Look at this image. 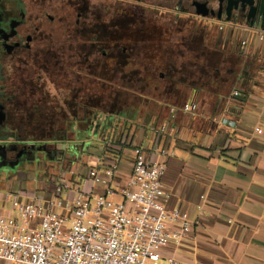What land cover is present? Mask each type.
Wrapping results in <instances>:
<instances>
[{"label": "crops", "instance_id": "obj_1", "mask_svg": "<svg viewBox=\"0 0 264 264\" xmlns=\"http://www.w3.org/2000/svg\"><path fill=\"white\" fill-rule=\"evenodd\" d=\"M260 32L264 29L217 27L211 45L218 51L214 67L194 72L198 82L192 89L181 91L175 85L174 91L182 92L179 97L168 91H128L127 107L101 121L104 131H114L113 136L122 141L112 180L114 200L122 199L120 189L132 169L134 145H140L148 155L155 143L170 150L164 157L162 177L169 193L165 204L186 211L197 221L178 245L162 249L181 264H264V36L261 38ZM234 90L237 95L232 94ZM187 100L195 103L194 110L181 108ZM172 104L177 109L174 116L169 111ZM162 123L166 130L158 133L156 127ZM88 125L75 122L78 130L70 139L45 140L46 146L89 135L100 138V131L88 133ZM255 127H261L262 132L257 133ZM50 158L42 163L50 166ZM32 160L1 168L0 176L14 169L23 172L21 167L33 164ZM49 181L38 184L33 194L50 196Z\"/></svg>", "mask_w": 264, "mask_h": 264}, {"label": "built area", "instance_id": "obj_2", "mask_svg": "<svg viewBox=\"0 0 264 264\" xmlns=\"http://www.w3.org/2000/svg\"><path fill=\"white\" fill-rule=\"evenodd\" d=\"M195 106L187 100L181 108L192 111ZM176 110L175 105L169 106L171 116ZM156 129L161 133L166 126L162 123ZM262 130L255 127L257 133ZM106 145L113 147L115 156L107 157ZM102 147L86 172L72 169L69 177L53 179L48 197L32 194L22 199L15 192L4 193L9 209L0 212V260L8 264H161L164 256V264H181L162 249L178 245L197 221L165 204L169 193L162 177L164 157L170 150L155 143L148 155L134 145L132 169L120 189L122 199L114 200L112 180L120 147L109 138ZM100 185L103 189L97 190Z\"/></svg>", "mask_w": 264, "mask_h": 264}, {"label": "flooded vegetation", "instance_id": "obj_3", "mask_svg": "<svg viewBox=\"0 0 264 264\" xmlns=\"http://www.w3.org/2000/svg\"><path fill=\"white\" fill-rule=\"evenodd\" d=\"M136 15L159 17L203 33L226 24L264 29V0H0V169L31 161L40 150L36 144L45 141L14 132L24 124L22 95L30 88L38 92L54 86V81L41 82L51 75L39 71L48 60L39 52L60 46V38L83 50L75 65L68 66L79 79L74 92L81 93L86 90L85 82H80L83 75L96 76L81 68L83 64L91 68L89 54L94 55L91 61L106 54L110 58L121 54L129 61L135 44V26L129 19ZM89 18L97 23L88 25Z\"/></svg>", "mask_w": 264, "mask_h": 264}, {"label": "trees", "instance_id": "obj_4", "mask_svg": "<svg viewBox=\"0 0 264 264\" xmlns=\"http://www.w3.org/2000/svg\"><path fill=\"white\" fill-rule=\"evenodd\" d=\"M129 22L135 26L132 33L135 40L132 55L140 50L146 55L138 56L140 60L133 62L130 71L124 70L127 62L120 54L116 57L119 73L115 79L85 74L80 82H85L86 90L75 93L79 79L76 80L74 74H71L73 72L65 67L62 76L68 78V81H62L61 84L58 82V86L54 81L52 91L42 88L37 92L30 88L22 95L24 102L20 113L24 124L14 128L15 134L40 140H68L72 133H77L78 128L74 125L79 121L89 123V134L101 133L98 139L89 135L90 138L92 136V142L88 144L85 143L84 138H88L86 136L84 140L73 139L74 142H61L58 145L55 143L54 148H48L47 141L37 143V149L51 153L50 160L54 163L51 166L59 171L58 174H51L50 181L63 178L67 170L80 172L91 166L93 159L101 154L105 139L109 138L112 143L121 145V139L113 136L114 131H104L101 121L104 116H112L127 107L128 91L151 94H164L168 91L179 97L182 92L174 91L175 85L179 83L192 89L198 82L197 78H193L194 72L205 71L208 66L214 67L213 60L218 51L209 45L203 32L180 28L155 16L136 15L130 17ZM86 23L93 25L97 21L89 18ZM146 51H150L149 54ZM74 80L78 85H74ZM106 88L110 90L107 95L104 93ZM106 148L107 157L115 156L112 146L106 145ZM76 165L80 169L72 167Z\"/></svg>", "mask_w": 264, "mask_h": 264}, {"label": "rangeland", "instance_id": "obj_5", "mask_svg": "<svg viewBox=\"0 0 264 264\" xmlns=\"http://www.w3.org/2000/svg\"><path fill=\"white\" fill-rule=\"evenodd\" d=\"M74 16H71L72 21L74 20ZM109 17L105 18L106 20H108ZM216 31H217V27L213 26V28H208L205 32H204V36L206 41H208L209 45H214L215 39L217 38L216 36ZM133 36V35H132ZM134 37V36H133ZM60 46H56L53 48H44L42 52H39V55L42 57H47L48 60H46L45 62L41 63V65L43 66L42 68L39 69L40 72H46L49 73L51 75L50 78L47 79H42L41 82H45L46 84L49 83L50 81H55L57 82L56 86H58V82L62 81H68V78H63L64 76H62V72L64 70V68L68 67L69 65H75V61L76 59H78V55L84 54V51L81 50L79 47H73V44H69V42L66 40V38H60ZM140 45L144 46L145 44L143 43H139ZM89 49V46H88ZM83 52V53H82ZM149 52L150 51H146ZM139 54V55H138ZM146 56L145 53L143 52V50H140L139 53H135L133 55L130 56L129 61L124 65V70L125 71H130L133 62L135 60L139 61L140 59H138V56ZM142 56V57H143ZM89 57L92 59L94 57V55H90ZM91 59H88V65H92L91 68H86V65L83 64L81 67L82 71H87L89 73H92L94 75H98L100 77H105V78H109V79H115L118 77V68H117V63H116V57L110 58L107 56V54L103 57V58H98L97 61H91ZM103 62V63H102ZM68 65V66H67ZM177 88H179V90L181 91H185V89H187L186 86H183L181 84H177L176 86ZM50 91H52L51 86L49 87ZM111 88V87H110ZM105 95H107L108 93H110L109 88L106 90H104ZM58 99V98H57ZM21 110V109H20ZM89 133V131H88ZM94 137V135H93ZM71 142H74L72 140H70ZM92 142V136L91 138L88 137L85 140V143H91ZM49 148H54L55 145L53 144H48ZM99 145L97 147V149L99 150ZM51 156V153L49 152H42L40 154H37V152L34 154V158H33V164H30L29 166H24L21 167V170H23V172H18V170L14 169V170H9V171H5L6 173L2 174V176H0V196L2 197V195L4 194V192L6 190H11L12 192H15V194L19 197H21L22 199H26L28 198L30 195H32L33 193H35L36 191V187L38 184H43V182H47L49 181V177L51 176V174H58L59 171L57 168H55V166H46L42 163L43 159L48 160V158ZM27 161L24 162V164H26ZM21 164V163H19ZM47 164V163H46ZM54 164V163H53ZM56 164V163H55ZM46 167V169H45ZM9 169V168H8ZM20 169V168H19ZM20 175H19V174ZM70 175V170H67L66 172H64L63 174V178H66ZM51 182V181H49ZM0 204L4 206V211L6 212L9 209V205L8 202L4 201V198L0 199ZM164 256H161L160 262L161 264H164ZM0 264H8L7 262H5L4 260H0Z\"/></svg>", "mask_w": 264, "mask_h": 264}, {"label": "water", "instance_id": "obj_6", "mask_svg": "<svg viewBox=\"0 0 264 264\" xmlns=\"http://www.w3.org/2000/svg\"><path fill=\"white\" fill-rule=\"evenodd\" d=\"M203 15L205 14V13H202ZM1 118V117H0Z\"/></svg>", "mask_w": 264, "mask_h": 264}]
</instances>
